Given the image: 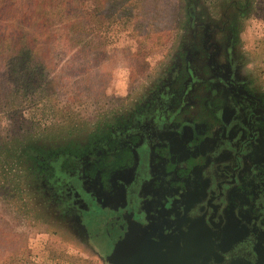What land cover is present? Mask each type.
<instances>
[{"label":"flooded vegetation","instance_id":"af4514ba","mask_svg":"<svg viewBox=\"0 0 264 264\" xmlns=\"http://www.w3.org/2000/svg\"><path fill=\"white\" fill-rule=\"evenodd\" d=\"M200 10L189 19L203 20ZM240 16L220 14V43L190 28L152 92L72 158L68 209L103 219L112 251L174 239L201 264H264V94L237 44Z\"/></svg>","mask_w":264,"mask_h":264},{"label":"rangeland","instance_id":"374dc122","mask_svg":"<svg viewBox=\"0 0 264 264\" xmlns=\"http://www.w3.org/2000/svg\"><path fill=\"white\" fill-rule=\"evenodd\" d=\"M182 4L188 9L200 5L199 17L204 19H189L188 10L176 16L172 8L170 35L163 46L153 47L151 40L145 46L147 56L139 52L143 36L136 33L132 21L107 49L82 51L76 56L80 59L62 61L61 90L52 103L57 108L47 109V100L26 102L20 114L25 121L19 123L11 112L0 113V264H115L103 238L104 220L87 221L84 214L73 217L63 181L70 179L72 158L88 154L105 139L109 125L151 91L154 79L176 60L190 28L208 30L209 41L212 37L218 41L217 32L240 12L237 44L249 64L246 73L264 94V0H184ZM221 13L226 25L219 21ZM94 39L100 42L99 36ZM143 60L148 65L144 71L139 65ZM234 72L240 76L237 68ZM195 89L190 92L196 93ZM68 103L74 106L71 114L64 112Z\"/></svg>","mask_w":264,"mask_h":264},{"label":"trees","instance_id":"16d2710c","mask_svg":"<svg viewBox=\"0 0 264 264\" xmlns=\"http://www.w3.org/2000/svg\"><path fill=\"white\" fill-rule=\"evenodd\" d=\"M183 2L0 0V113L11 112L19 123L25 121L20 114L26 102L47 100L51 108L47 109L57 108L52 103L58 100L61 90L62 61L80 59L76 56L82 51L87 54L107 49L132 21H136V33L143 36L139 52L147 56L145 46L151 40L153 47L163 46L170 35L172 8L176 16L188 10ZM95 36L100 42L95 41ZM145 63H139L142 71L148 69ZM70 109L74 110L73 103H68L64 112L71 114Z\"/></svg>","mask_w":264,"mask_h":264},{"label":"water","instance_id":"95a60500","mask_svg":"<svg viewBox=\"0 0 264 264\" xmlns=\"http://www.w3.org/2000/svg\"><path fill=\"white\" fill-rule=\"evenodd\" d=\"M156 244L155 247L144 251L145 254L138 251L133 243H130L129 246H124L123 251H113L115 264H201L200 254L189 253L188 256L185 255L174 239L161 241ZM135 245L138 244L135 243ZM126 250L127 253L125 254Z\"/></svg>","mask_w":264,"mask_h":264}]
</instances>
